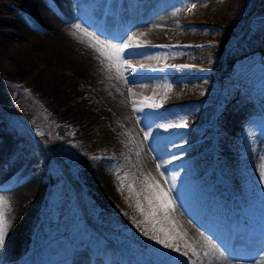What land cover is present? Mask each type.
I'll return each mask as SVG.
<instances>
[{"label": "rangeland", "instance_id": "374dc122", "mask_svg": "<svg viewBox=\"0 0 264 264\" xmlns=\"http://www.w3.org/2000/svg\"><path fill=\"white\" fill-rule=\"evenodd\" d=\"M25 1L28 0H0V35L11 39L14 45H24L20 52L9 51L5 59H0V153L9 157L0 162V171L10 168L11 159L20 161L25 157L33 161L34 158L31 167L24 163L19 168L21 173H7V178L0 180V199L9 201L6 194L23 181L38 190L33 193L37 201L19 261L71 264L77 252L83 253L87 244L92 243L97 249H105L104 254L113 257L114 264H149V259L157 264H179L182 257L179 253L150 239L152 235L164 238V233L151 230L154 226L178 236L172 231L174 219L166 217L170 213L158 211L155 217L158 223L149 222L151 225L135 209L138 201L148 211L145 196L151 192L144 182L146 178L152 179L138 164L139 158L145 156L155 167L163 165L159 169L164 173L160 185L165 191L169 188L165 181L175 177L171 181L175 184L171 191L173 208L184 213L189 224L192 215L207 228L219 231L223 252L232 254L238 250L243 255L247 250L242 248L246 245L247 253L253 254V246L257 245L261 248L257 256H261L264 253V18L260 20L263 26L260 31L252 25L247 28L254 12L246 16L243 11L232 21L224 19L228 6L239 10L245 0L148 3L150 12L146 11V23H143L146 25L139 27L138 33L148 32L149 36L141 38L149 46L136 49L140 55L125 58L133 66H146L137 69L134 80L125 83L126 88L137 90L133 96L127 93L123 82L122 91L118 90L120 98L116 88L108 87L109 78L106 82L104 78L103 83L100 79L99 85L93 86L73 72L57 70L56 75L60 73L67 82L73 80L76 85L72 98L75 102L71 104L80 107L78 116V111L67 112L68 106L64 109L57 106L56 98L42 89L43 83L36 84L43 76L48 77L47 71L52 73L51 67L58 66L59 60L47 47L30 38L33 36L30 31L41 29L25 13ZM32 2L33 6L43 5L42 9L57 16L56 5L42 0ZM77 2L66 3L76 6ZM82 5L74 8L70 21L78 19V23L101 39L117 38L113 42L125 34L131 18L123 10L131 5L129 0H84ZM258 7L264 10L262 4ZM105 8L110 10V16L100 13ZM163 14L174 17L172 24L155 26L153 18ZM18 26L20 32L16 33ZM42 29L40 35L49 33L48 29ZM221 30L228 32L229 37ZM166 64L190 67L164 68ZM145 98L149 103L162 105L159 109H145L157 113L155 125L183 121L188 127L166 130L154 126L150 129L154 138L145 142L144 132L149 129L137 122L131 103ZM123 119L129 120L130 125ZM131 131L139 133V154ZM108 181L114 189L112 200L93 186ZM168 242L178 245L177 239ZM7 253L5 247L0 249V264L12 263Z\"/></svg>", "mask_w": 264, "mask_h": 264}, {"label": "bare ground", "instance_id": "6f19581e", "mask_svg": "<svg viewBox=\"0 0 264 264\" xmlns=\"http://www.w3.org/2000/svg\"><path fill=\"white\" fill-rule=\"evenodd\" d=\"M42 1H44V3L46 1L47 4L50 2L51 5L52 4L56 5L58 7L57 8L58 10L56 9V12H58V14H57V16L49 14L48 12L45 11V9H42L43 5H41L40 8L35 7L36 5L33 6L32 0H28L27 2L25 1L24 3H26V5H24L23 9H25V13L27 14V16L29 15V19H31L33 21L34 26L38 27V29H41V30H38L40 33L43 31L42 28H44L46 30L48 29L47 31H49V33H47L48 35L47 34L46 35H40L39 32H35V31L31 32L30 31V33L33 34V36L30 38L34 39V42H36L37 44H40L42 46L47 47L48 48L47 50H49V52L52 55L57 57L58 58L57 60H59V61H58V66L53 65L51 67V69L53 70L52 73H50V71L49 72L47 71L48 77L46 76V78H45V76H43L41 81H37L36 84H38V82L43 83L41 86V87H43L42 89H46V91L48 93H50L54 98L57 99V100L55 99V101H54V102H56L57 106H58V104H59V106L62 105L63 109H64V107L68 106L66 109V110H68L67 112H70V110L73 112L78 111L77 112L78 116L81 113V111H79L80 107L77 108V105L75 106L74 103L71 104V102H75L74 100H72V98H73V95L77 91V88H75L76 85L73 84V80H70L69 82H67V78H64L62 76V74L59 73V75H56V73H58L57 70H59L60 68H62L61 70H67L69 72H73L74 74H76L75 76L77 78L87 79L93 86H95V84H96V86H98L99 83H97V81L100 79H101V83H103L104 78H105L104 81L106 82V78H108L109 75H111L113 78L109 79V81H111L110 82L111 84L109 83L108 87L110 85L111 88H116L117 93H118V90L122 91V89H123L121 86V84L123 82L124 88L127 89V93H129V90H128L129 87L126 88L125 81L122 79H119V80L116 79L115 78L116 73L114 71L109 73L106 70L105 65H107L108 61L106 59H104V57H101L99 55V53H97L94 50V48L90 46L91 42H90L89 38L86 35L82 34L80 31H78L77 29L73 28V24L78 23L77 22L78 19L74 22L70 21L72 16H74V8L76 6L79 8L84 7V5H82V2L84 0H78L76 6L73 4H70V3L69 4L66 3V2H69V0H42ZM153 1L154 0H148V2L139 1V3H138V0H129L131 5L128 8L126 7V9L123 10V13L127 14V16L131 18V20H130L129 24L127 26H125L126 32L122 36L123 40H127L128 37L131 36V37L136 38V40H138L140 43L144 44L145 39L141 38V36H143V35L149 36V34H148V32H141V31L138 33V31H139V27L146 25L143 23H146V21L144 22V20H146V18H145L146 17V11L150 12V10H149L150 5H148V3L152 4ZM92 4H93V2H90V5H92ZM87 8H89V6ZM106 8L101 10L100 13L104 12L107 14V16H110V10L109 9L107 10ZM147 8H148V10H147ZM134 11H135V13H133ZM172 18H174V17L172 16L170 18L169 14L168 15L163 14V15L157 16L156 18H153L155 23H156L154 25L155 26L158 25L161 27H163L161 24H163L165 26L168 24L170 25V24H172L171 23V21L173 20ZM137 19H138V21H137ZM167 27H169V26H167ZM157 28L159 29V27H157ZM19 29H20V27L18 26L16 33L20 32ZM169 29H170V27H169ZM171 29H172V26H171ZM13 31H15V30H13ZM74 32L76 33L75 35H73ZM166 34H168V33H166ZM10 40L11 39L6 37L5 35H4V37H3V35L2 36L0 35V59H1V61L3 58L5 59V57H7L6 54H9V51L10 52L14 51V52L18 53V52H20L19 50H21V48L24 46L21 44H15L14 45V43ZM147 42H148V39H147ZM153 42H155V41L153 40ZM148 43H151V42H148ZM140 49H142V48H140ZM102 60H103V64L101 63ZM97 76H99L100 78ZM74 83H75V81H74ZM38 85L40 86V84H38ZM136 91L137 90H135V88H131V93H132L131 95L133 96V94L136 93ZM118 96L120 97L119 93H118ZM117 99H119V98H117ZM88 100H90V99H88ZM127 113H128V111L125 112V114H127ZM81 118L82 117H80V119ZM123 120H124V123L127 122L130 125L129 120H127V119H123ZM129 129L127 128L128 131H129ZM133 132L134 131H131V132H129V134H130V136L131 135L133 136V138H134L133 141H135V146H136L135 151H137V153H139L141 150V144L139 143L140 140H138L139 139V133L136 131L134 133ZM127 139L129 140L131 138L128 137ZM22 149H23V147H22ZM10 152H9V155H10ZM144 153H145V151H144ZM24 154H26V153H24ZM13 155L15 156V154H13ZM6 159L9 160L8 154L1 152L0 153V162L3 163ZM12 160L13 159H11V162L9 164L10 168L5 169L4 171H0V180H2L4 178L6 179L7 173H9V175H10L11 173L17 172V174H18V172H20L19 168L21 166H23L22 164H24V163H26L27 166L31 167V164H33L34 158H33V161L30 159H27L25 157H21L20 161H18L17 159H14V161H12ZM138 161L141 162V163H138V164H141V165H139V167L141 166L142 170L144 172H146L148 175H150L152 180L154 178L155 181H158L159 184H161L162 175H161L160 171L158 169H156L157 167H155V165L152 164V161H150V159H148L147 156H145V159H142L140 157ZM27 169H29V167ZM20 170H21V168H20ZM26 172H27V170H26ZM14 175H16V173ZM160 177H161V179H160ZM34 181H35V179H34ZM110 182L109 181L105 182V184L103 182L102 185H100L99 182H97L95 184L92 183V184L95 187H99L98 191L103 193L105 195L104 197L110 198V200H112L115 196L113 194L114 189H113L112 183H110ZM30 184L31 183H28V182L24 183V181H23L21 183V186L16 187L15 189L11 190V192H8L6 194V196H7L6 198L8 200L9 199L10 200L9 201H7V200L3 201L4 203L1 205L7 220L10 222L8 234L6 236V244L4 247H5L6 251H8V253H7L8 257L7 258H9L10 263L12 262L11 264H22V261H19V258L21 256V252H22L21 251L22 246H23L22 244H23V240H24L25 235H26L25 233H27L31 228L32 211L34 209L33 206L37 201V200H35L37 197L34 196L33 193L36 194V191H38V190L34 189V187H32L33 185L31 184L32 185L31 186ZM101 193H100V195H101ZM3 200H5L4 197H3ZM131 200H132V198H131ZM135 209L137 210L136 206H135ZM174 209L175 208L170 210L169 211L170 214L167 213L168 215H166V217L174 219V226H173L172 231H173V233H176V234L179 233V236H177L178 245L182 246L183 243L187 242V243L191 244L199 253L198 256H194L191 252H189V255L185 256L182 254L183 252H185V250L184 249L180 250V252L176 253V254L179 253L180 256H182L181 260L179 259L180 260L179 264H264V253L262 252L261 256H259V255L257 256V253L261 252V250H260L261 248H259L257 245L253 246V254L247 253L248 248L246 245H244V248H242L243 250L244 249L247 250L243 255L238 254V250H237V252L232 253V254H229V252H226V251L223 252V250L221 248L220 241L218 240L219 234L217 232H219V231H216V230L211 229V228H207L206 225L201 224V221H199L198 218L196 220L195 217H193L192 215L190 217V215L187 213L188 216L190 217V222H191V224H189V222L187 221L188 219H186V216H183L184 213L180 214L178 211H176V209L174 211ZM121 215H122V213H121ZM208 219H210V218H208ZM142 223H143V221H142ZM142 223H140V224H142ZM149 224L153 225L152 223H149ZM205 235L208 236L212 241H214V243H216L218 246H220V249L222 250L221 252L225 253V255H227L230 258H228L227 256L223 255L221 252H219V250H218L219 247L212 242H211L212 247L209 248L207 241H210V240L207 238V241H206ZM181 236L183 237L182 239L180 238ZM179 240L181 241V243L179 242ZM235 240H236V238H235ZM85 248L86 249L83 250V253L77 252V254L74 256V258H73L74 260H72L71 264H114L113 263L114 258L111 256L107 257L105 255L106 254L105 252H107V251H105V249H104V251L99 249V247L97 249V247H94L92 243H88L87 247H85ZM181 249H182V247H181ZM206 251L209 253L207 256L204 255V253ZM10 258H11V260H10ZM86 261L88 263H86ZM147 261L149 262V264H157L155 262V260L149 259Z\"/></svg>", "mask_w": 264, "mask_h": 264}, {"label": "snow or ice", "instance_id": "6c2138e0", "mask_svg": "<svg viewBox=\"0 0 264 264\" xmlns=\"http://www.w3.org/2000/svg\"><path fill=\"white\" fill-rule=\"evenodd\" d=\"M192 7H196V5H192ZM73 28L80 31L82 34L86 35L90 40V46L94 48V50L99 53L101 57H104L108 61L107 65H105L106 70L111 73L115 72L116 79H122L125 81V83H129L135 78V74L137 73V69H142L146 67L145 65H137L133 66L129 63H127L126 57H134L137 55H140L139 52L136 51V49L143 48L149 45H145L140 43L136 38L129 36L127 40H123L122 38L118 39V42H113V39H101L99 35H97L95 32L88 31L87 28L83 27L80 23L73 24ZM76 33L74 32L73 35ZM135 41V42H134ZM159 47H169V45H159ZM103 64V60L101 61ZM168 67H190L189 65H164V68ZM109 79H112L113 77L109 75ZM131 89H129V95L131 96ZM131 103L133 104V113L136 114L137 122L139 124H143L145 129H149L148 131L144 132V141L150 142L154 138V134L150 131L154 126L155 127H163L166 130L169 128H186L188 127L186 122H180L177 124H167V125H155V117L157 116V113L152 111H145V109H159L162 107L161 104L158 103H149L147 98H145L144 101H136L132 100ZM137 104H141L142 107H136ZM143 114L142 116L140 114ZM39 134V133H38ZM139 154V153H137ZM94 159H99V157H93ZM173 159H177V157L173 156ZM157 169H161L163 167L162 164H157ZM127 175V174H125ZM161 175H164L162 172ZM175 177H172L171 180H166L165 182L169 184V188L167 191L161 185L158 181H155L154 178L152 181H148V179H145V185L147 189L150 190L151 194L145 196V201L148 204V211L146 212L145 209L141 206L139 202H137L136 207L137 210L144 215L146 222H152L153 224L158 223V221L155 220V217L157 216L158 211H163L165 214H167L170 210L174 207V201L171 196L172 188L175 187V184L171 181H174ZM123 187V184L121 185ZM129 189L132 190L133 186L128 185ZM4 202L2 199H0V205H2ZM151 218V220H149ZM140 223V222H137ZM10 227V222L7 220L5 213L0 207V249H2L6 244V236L8 234V230ZM153 232H162L164 233V238L162 239L158 235H152L150 239L155 240L158 244L163 245L166 249H173L176 252H180L181 246L176 245L174 246L173 243L168 242L169 240H175L177 239L176 236L169 235V230L165 229L163 227L156 228L155 226L151 229ZM144 235H148V232L145 231ZM179 236V233L177 234ZM183 238L182 236L180 237ZM205 240L207 241V237H205ZM209 248L212 247L211 242L207 241ZM185 249L188 251L183 252L182 254L185 256L189 255V252H191L194 256H198L199 253L197 250L189 243L185 242L182 245ZM209 253L206 251L204 253L205 256H207Z\"/></svg>", "mask_w": 264, "mask_h": 264}, {"label": "trees", "instance_id": "16d2710c", "mask_svg": "<svg viewBox=\"0 0 264 264\" xmlns=\"http://www.w3.org/2000/svg\"><path fill=\"white\" fill-rule=\"evenodd\" d=\"M262 1L263 0H245V3L240 6L239 10H237L236 8L232 9L230 5L228 6L229 11L224 19L228 21H232L234 19H237V14H240L241 12L245 11L247 13L246 16H248L256 9L254 15L248 21V27L252 25V27H254L255 30L258 29V31H260L261 28L263 27L260 20L261 18H264V10L260 11L259 9H257V6ZM222 31L223 30H221V32ZM223 33L226 35L227 38L229 37L228 32L223 31ZM224 34H223V37H224Z\"/></svg>", "mask_w": 264, "mask_h": 264}]
</instances>
